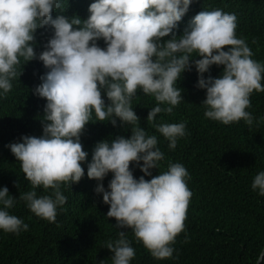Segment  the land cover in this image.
<instances>
[{
    "label": "clouds",
    "instance_id": "1",
    "mask_svg": "<svg viewBox=\"0 0 264 264\" xmlns=\"http://www.w3.org/2000/svg\"><path fill=\"white\" fill-rule=\"evenodd\" d=\"M192 2L0 0V97L12 89L21 58L40 61L47 69L33 89L46 100L42 135H24L6 146L31 185L18 199L35 216L54 221L67 201L61 185L71 187L85 176L88 152L80 137L93 115L99 123L131 126L128 138L117 135L97 142L86 164L87 178L97 182L94 193L108 206L106 217L120 229L118 238L105 243L111 264H130L135 257L125 229L154 259L172 258L191 197L183 164L170 161L166 171L152 175L164 153L157 135L138 124L131 103L138 91L157 102L146 117L155 122L158 114L171 113L183 100L177 82L194 68L195 87L205 92V118L254 125L248 109L251 94L264 91V63L253 59L246 40L236 35V15L219 8L198 12L178 36L175 30ZM214 65L222 66L220 75L205 77ZM154 127L169 149L186 135L185 122ZM137 167L143 174L139 178L133 174ZM109 173L105 189L102 182ZM38 187L51 192L38 195ZM251 188L264 196V170L254 176ZM16 203L7 186L0 187V231L28 230L9 211ZM262 257L264 252L257 259Z\"/></svg>",
    "mask_w": 264,
    "mask_h": 264
},
{
    "label": "trees",
    "instance_id": "2",
    "mask_svg": "<svg viewBox=\"0 0 264 264\" xmlns=\"http://www.w3.org/2000/svg\"><path fill=\"white\" fill-rule=\"evenodd\" d=\"M216 8L236 15V35L246 40L252 58L264 63V0H193L176 34L179 36L198 12ZM46 71L42 62L21 58L12 89L0 97V187L7 186L9 194L17 198L10 213L29 226L19 234L0 231V264H97L100 260L111 264L112 253L105 243L118 238L120 229L114 219L106 217L108 206L101 195L94 193L97 182L87 178L86 164L97 142L117 135L128 138L130 125L120 126L118 121L113 127L107 120L97 122L93 115L80 137L83 150L88 152L82 165L85 176L71 187L61 185L67 201L54 221L35 216L18 199L19 192L30 190L31 185L6 146L24 135H42L46 100L34 95L33 89ZM221 72L222 66L214 65L205 77H217ZM196 82L194 68L184 72L177 82L183 100L171 113L158 114L155 122L146 120L148 111L156 106L154 97L138 91L132 99L139 126L157 135L158 147L164 153L158 169L151 170L152 175L166 171L170 161L183 164L189 175L191 197L184 228L172 245V258L154 259L136 241L131 229L124 230L136 253L130 264H257L264 249V196L251 188L254 176L264 170V91L251 94V128L242 120L224 125L204 117L201 102L205 92L195 87ZM256 118L260 119L259 126ZM161 122H185L186 135L177 140L175 149H169L168 141L156 132L154 123ZM133 174L136 178L143 175L138 167ZM111 178L109 173L103 180L105 189ZM36 191L45 195L51 189L38 187Z\"/></svg>",
    "mask_w": 264,
    "mask_h": 264
},
{
    "label": "water",
    "instance_id": "3",
    "mask_svg": "<svg viewBox=\"0 0 264 264\" xmlns=\"http://www.w3.org/2000/svg\"><path fill=\"white\" fill-rule=\"evenodd\" d=\"M262 252H264V249H263V251H262ZM263 259H264V257L260 258V259L258 260L257 264H261V263H262V261H263Z\"/></svg>",
    "mask_w": 264,
    "mask_h": 264
},
{
    "label": "bare ground",
    "instance_id": "4",
    "mask_svg": "<svg viewBox=\"0 0 264 264\" xmlns=\"http://www.w3.org/2000/svg\"><path fill=\"white\" fill-rule=\"evenodd\" d=\"M40 49H41V48H40ZM14 82H15V81H14ZM29 97H30V96H29ZM29 97H28V98H29ZM24 98H25V97H24ZM27 102H29V101H27ZM30 103H32V102H30ZM232 155H233V154H232ZM228 156H230V155H228Z\"/></svg>",
    "mask_w": 264,
    "mask_h": 264
}]
</instances>
